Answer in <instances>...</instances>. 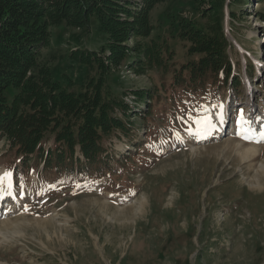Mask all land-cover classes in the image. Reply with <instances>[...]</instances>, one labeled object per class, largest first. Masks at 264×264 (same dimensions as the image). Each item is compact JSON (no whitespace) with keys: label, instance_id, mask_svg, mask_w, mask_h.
I'll list each match as a JSON object with an SVG mask.
<instances>
[{"label":"rangeland","instance_id":"rangeland-1","mask_svg":"<svg viewBox=\"0 0 264 264\" xmlns=\"http://www.w3.org/2000/svg\"><path fill=\"white\" fill-rule=\"evenodd\" d=\"M205 7L207 2L166 0L150 10V36L137 40L153 39L162 61L141 74L126 62L108 68L70 58L76 48L100 53L106 44L95 14L88 29L65 21L48 27L49 43L35 63L46 66L61 89H89L88 81L101 73L103 96H122L133 110L134 96L126 100L124 94L130 89L150 87L157 96L146 112L149 124L133 120L140 148L134 151L125 135L107 139L116 156L131 157L89 189L65 183L44 188L31 170L15 191L6 166L13 153L9 140L0 139V177L11 173L0 184V264H264V142H256L264 135V17L253 14L256 0L234 21L225 10L238 84L217 97L179 94L169 85L172 72L197 55L179 38L178 23L206 25ZM139 109L133 113L145 110ZM241 114L251 140L238 135ZM203 119L213 127L200 130L196 121ZM53 137L46 131L45 147ZM250 148L255 151L247 153Z\"/></svg>","mask_w":264,"mask_h":264},{"label":"trees","instance_id":"trees-1","mask_svg":"<svg viewBox=\"0 0 264 264\" xmlns=\"http://www.w3.org/2000/svg\"><path fill=\"white\" fill-rule=\"evenodd\" d=\"M164 1L0 0V139L9 140L8 150L13 153L6 166L12 170L15 191L26 185L33 169L44 188L65 183L89 189L94 179L117 173L114 167L126 166L131 154L124 153L120 159L107 141L125 135L138 150L137 142L141 139L137 140L133 131V120L144 118L149 124L146 112L157 96L150 87L130 89L138 105L133 110L122 96L107 92L103 96L101 73L88 81L92 82L89 89H61L49 76L48 68H37L35 63L39 50L49 43L48 27L65 21L70 26L88 29V19L95 14L100 30L107 34L106 44L100 53L76 48L70 52V58L108 68L126 62L129 69L141 74L162 61V48L153 39L141 43L137 38L150 36V10ZM195 1L207 2L202 12L209 13V21L201 26L192 20L179 21V38L189 43L188 53L197 56L172 72L169 85L179 94L217 97L228 85L239 81L235 71L238 59L235 57L232 62L233 44L223 28L225 10L229 20L234 21L235 14L244 12L249 1L254 0ZM256 2L258 7L253 14L263 18L264 0ZM234 27L229 25L231 35L236 33ZM139 108H145L144 112L135 115L133 112ZM46 131L54 136L50 147L42 142Z\"/></svg>","mask_w":264,"mask_h":264},{"label":"snow or ice","instance_id":"snow-or-ice-1","mask_svg":"<svg viewBox=\"0 0 264 264\" xmlns=\"http://www.w3.org/2000/svg\"><path fill=\"white\" fill-rule=\"evenodd\" d=\"M217 107H222V105H218ZM196 123H197L198 125H200V130H207L208 128L213 127L212 122H211V119L197 120ZM240 123H241V130H240V132L238 133V135H240L242 139H245V140H251L252 138L249 137V136L247 135V133H248V131H249L250 129L247 128V127H244V125H245L247 122L244 120V118H243V114H241V121H240ZM256 142H264V135L261 136V140L256 141ZM10 176H11V173H7V172L4 173V174H3V177H0V184L3 183V180H4L5 178H10ZM9 186H11V185H10V180H9Z\"/></svg>","mask_w":264,"mask_h":264},{"label":"bare ground","instance_id":"bare-ground-1","mask_svg":"<svg viewBox=\"0 0 264 264\" xmlns=\"http://www.w3.org/2000/svg\"><path fill=\"white\" fill-rule=\"evenodd\" d=\"M254 151H255L254 148H250V149L247 151V153H248V152L251 153V152H254ZM143 206H144V203L141 202V203H140V207H143Z\"/></svg>","mask_w":264,"mask_h":264}]
</instances>
